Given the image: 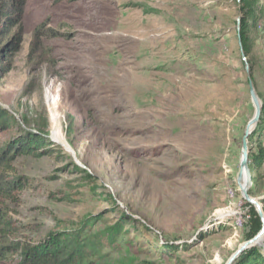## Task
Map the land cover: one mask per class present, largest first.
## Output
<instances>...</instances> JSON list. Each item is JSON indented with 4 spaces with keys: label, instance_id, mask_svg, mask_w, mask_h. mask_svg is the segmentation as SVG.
Returning a JSON list of instances; mask_svg holds the SVG:
<instances>
[{
    "label": "rangeland",
    "instance_id": "obj_1",
    "mask_svg": "<svg viewBox=\"0 0 264 264\" xmlns=\"http://www.w3.org/2000/svg\"><path fill=\"white\" fill-rule=\"evenodd\" d=\"M252 4L241 42L239 0H26L12 26L0 11V155L14 156L0 180L24 184L12 238L79 230L92 244L79 264H226L257 220L237 180L247 66L264 105ZM27 131L43 138L18 153ZM254 131L264 208L263 112Z\"/></svg>",
    "mask_w": 264,
    "mask_h": 264
},
{
    "label": "trees",
    "instance_id": "obj_2",
    "mask_svg": "<svg viewBox=\"0 0 264 264\" xmlns=\"http://www.w3.org/2000/svg\"><path fill=\"white\" fill-rule=\"evenodd\" d=\"M26 0H10L8 5H2L0 9L1 16L10 26L14 25L17 18H19L24 9ZM243 3L242 11L244 12L243 23L241 27V39L246 40L247 21L248 17H253L257 20L260 14V9L257 10L252 4V0H241ZM14 13H17L14 16ZM41 30L39 25L35 30V35L38 37ZM264 117V105H263ZM6 113L0 110V122H3ZM263 122V120H262ZM257 131H253L250 135H255ZM40 133V132H39ZM34 131H27L25 136H18L13 139L12 143L18 144V153L31 152L36 142L43 138L41 134ZM259 135V134H258ZM250 139V137H249ZM263 148L258 154L257 166L263 161ZM2 158V159H1ZM250 159V153H249ZM14 156L9 155L6 151H2L0 155V173L7 170L12 171L11 163ZM251 173L254 169L250 166ZM253 179V174H252ZM24 184L21 177H13V180L1 178L0 180V264H79L80 260L88 253H91L92 244L88 237H82L80 231H61L54 232L42 241L32 244L31 242L23 241L21 239H13L20 233V228L16 224L11 215L10 202L18 203L19 192L23 189ZM256 223L253 225L252 232L248 235L249 238L255 235V231L261 225V218L257 212ZM132 222V221H130ZM264 243V236L259 239L256 246L246 249L234 262V264H264V253L258 245ZM18 258L14 259L13 256Z\"/></svg>",
    "mask_w": 264,
    "mask_h": 264
},
{
    "label": "water",
    "instance_id": "obj_3",
    "mask_svg": "<svg viewBox=\"0 0 264 264\" xmlns=\"http://www.w3.org/2000/svg\"><path fill=\"white\" fill-rule=\"evenodd\" d=\"M241 1V0H239ZM241 21L242 17L238 19V25H239V38L241 42ZM244 60L246 61V58L244 57ZM247 70L249 72V88H250V95L252 98V101L255 105V113L253 117L249 120V122L246 125L244 135L242 137V150H241V161H240V173L242 175V181H241V191L245 198V200L254 207L260 218H261V227L256 235H254L252 238L246 240L243 242L238 249L229 257L226 264H234V262L238 259V257L248 248L257 245V242L259 241V238L264 234V208L261 198L254 197L250 193V187L252 184V173L250 169V160H249V137L250 134L254 131L256 125L260 122L261 116H262V110H263V103L261 101V98L257 92L256 86L254 84L253 79L251 78L250 69L247 66ZM254 127V129H252Z\"/></svg>",
    "mask_w": 264,
    "mask_h": 264
},
{
    "label": "bare ground",
    "instance_id": "obj_4",
    "mask_svg": "<svg viewBox=\"0 0 264 264\" xmlns=\"http://www.w3.org/2000/svg\"><path fill=\"white\" fill-rule=\"evenodd\" d=\"M252 129H254V127H253ZM237 180H238L239 187H240V189H241L242 175H241V173H240V169H239V172H238ZM263 236H264V234H263L261 237H263ZM261 237H260V238H261ZM260 238H259V239H260Z\"/></svg>",
    "mask_w": 264,
    "mask_h": 264
}]
</instances>
